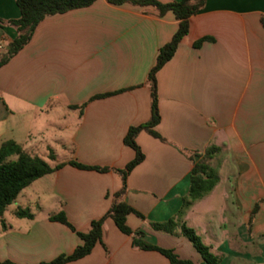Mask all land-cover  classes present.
I'll list each match as a JSON object with an SVG mask.
<instances>
[{
  "label": "crops",
  "instance_id": "crops-1",
  "mask_svg": "<svg viewBox=\"0 0 264 264\" xmlns=\"http://www.w3.org/2000/svg\"><path fill=\"white\" fill-rule=\"evenodd\" d=\"M19 16L14 0H0L1 20ZM177 28L171 12L159 17L151 7L97 0L46 17L0 67V147L14 142L51 168L74 161L110 169L66 165L21 191L0 217V262L70 256L81 244L77 233H88L109 211L122 186L114 170L135 157L124 138L150 119L147 77ZM16 35L14 27L0 28V54ZM202 39L210 40L195 47ZM156 84L160 121L153 130L164 141L137 135L144 160L127 176L122 200L144 220L130 214L127 227L181 260L204 264L179 228L171 235L149 225L182 210L178 224L193 229L221 264H264V0H207ZM211 147L219 149L206 161L217 183L185 206L190 157ZM19 210L32 218H18ZM59 214L74 231L50 221ZM66 264L170 263L158 252L133 248L132 237L107 219L101 243Z\"/></svg>",
  "mask_w": 264,
  "mask_h": 264
},
{
  "label": "trees",
  "instance_id": "trees-1",
  "mask_svg": "<svg viewBox=\"0 0 264 264\" xmlns=\"http://www.w3.org/2000/svg\"><path fill=\"white\" fill-rule=\"evenodd\" d=\"M19 9L20 16L16 20L3 21L0 19V28L5 26L14 27L16 37L13 39L11 46L4 53L0 54V67L4 66L11 58L17 55L31 40L36 27L49 16L63 14L71 10L87 8L97 0H14ZM109 4L120 6L129 4L136 7H151L157 16L162 17L171 12L178 21V28L172 39L159 49L155 65L150 70L147 77V84L150 89L151 114L147 123L138 127H132L128 130L124 144L131 148L134 153V159L127 164L124 170H114L121 177V188L114 195V201L109 211L100 219L91 222L90 230L86 234L77 233L81 244L76 247L72 255L60 256L48 263L41 264H66L77 261L88 256L93 248L102 241L103 225L107 219H111L117 229L124 235L132 237L133 248L143 251H155L169 260L170 264H193L187 260H181L172 250L161 249L151 245L143 240L144 234L140 231L132 232L126 225V217L130 214L144 220V217L128 206L122 199L126 192V180L130 172L141 164L144 155L136 143L137 135L145 131L150 136L160 141L164 139L154 132L155 126L159 124L160 114L158 108L156 75L161 68L169 62L181 42L189 32V19L201 12L207 0H180L161 3L158 0H106ZM202 39L195 44L199 47L204 41ZM98 96L97 98L106 97ZM219 149L211 147L202 155L192 154L190 161L193 167L190 175V185L185 206L200 200L212 191L217 183V177L214 170L206 163L210 160ZM16 157V159H11ZM194 157H200V161L195 162ZM51 158L53 156L51 155ZM71 166L80 170H94L97 172H108V168L89 167L78 164L74 161L60 164L51 168L44 160L37 156H30L24 152L21 147L14 142H5L0 147V217H2L6 208L10 206L17 196L36 180L54 173L64 166ZM189 200V202H187ZM257 211L255 206L251 219ZM183 214L181 210L177 217L172 218L164 223H150L152 230L165 234H175L179 228V234L188 239L196 252L200 255L204 264H221V257L211 252L209 246L205 245L200 236L185 224L179 225L177 219ZM18 218L31 219L32 215L28 211L19 210L16 212ZM50 221L58 222L74 231L63 214L51 216ZM0 264H14L11 262H0Z\"/></svg>",
  "mask_w": 264,
  "mask_h": 264
},
{
  "label": "built area",
  "instance_id": "built-area-1",
  "mask_svg": "<svg viewBox=\"0 0 264 264\" xmlns=\"http://www.w3.org/2000/svg\"><path fill=\"white\" fill-rule=\"evenodd\" d=\"M0 50H1V48H0Z\"/></svg>",
  "mask_w": 264,
  "mask_h": 264
},
{
  "label": "water",
  "instance_id": "water-1",
  "mask_svg": "<svg viewBox=\"0 0 264 264\" xmlns=\"http://www.w3.org/2000/svg\"><path fill=\"white\" fill-rule=\"evenodd\" d=\"M10 48V47H9Z\"/></svg>",
  "mask_w": 264,
  "mask_h": 264
}]
</instances>
